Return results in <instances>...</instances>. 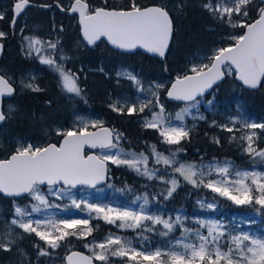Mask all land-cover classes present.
Segmentation results:
<instances>
[{
    "label": "snow or ice",
    "instance_id": "snow-or-ice-1",
    "mask_svg": "<svg viewBox=\"0 0 264 264\" xmlns=\"http://www.w3.org/2000/svg\"><path fill=\"white\" fill-rule=\"evenodd\" d=\"M29 3L30 0H17L14 5L13 25L16 16H19L29 6ZM251 3L252 0H215V2L206 0L202 6L214 18H218L222 22L226 20L230 26H239L245 31L243 34L230 37L234 40V44L220 47L208 56L209 63H204L202 60L199 63H193L189 69L190 74L185 73L175 78L171 87L167 89V96L173 100L183 101L185 106L176 112L174 117L171 114H165V108L160 104L157 92H152L154 103L153 100H147L139 105V112H144L146 108L152 111V117L145 121L144 127L156 129L164 143L179 145L182 140L189 137V130L182 123L185 116L190 115V110L197 108V105L200 104L198 97L203 96L205 91L221 80L226 73L231 74L234 69L236 77L251 88H256L261 77H264V0H261V5L258 7V18L253 22L248 23L246 20L233 22L234 16L245 18L249 16L248 5ZM69 10L79 13L82 36L88 45H94L101 37H105L111 45L118 49L132 50L139 47L160 57L165 56V50L169 46L172 34V20L164 6L141 7L136 3V0H131L127 8L96 7L93 9L90 8L86 0H74ZM3 18V14L0 13V19ZM4 36L5 33L0 31V38ZM25 39L28 40L30 52L39 53L41 51L36 47L41 44L40 40L28 37ZM48 48L55 51L57 43H49ZM60 59L64 60L67 57L61 54ZM40 62L49 65L59 74L60 86L65 92L76 96L81 95L82 90L77 84L78 78L70 70L65 69L63 64L51 57L44 56L40 57ZM129 79L139 84L134 76L129 75ZM26 87L32 88L34 91L40 90L33 87L32 84H27ZM163 87L164 85L161 84L155 85L156 89ZM140 90L143 91V88L141 87ZM12 92L13 87L8 80L0 76V96L10 95ZM211 103L209 101V104ZM111 107L113 111H123V108H118L115 105ZM155 107H159V112L153 110ZM135 111H137L135 106L127 108L129 114ZM199 118L203 119L202 116ZM5 119V115L0 112V121ZM173 120L181 123L174 124ZM233 123H235V118ZM91 126L97 128L99 125L93 122ZM221 127L226 128L229 132L232 131L226 125ZM245 127L264 130V123H248ZM57 135L63 137L59 145L20 146L10 155V158L0 160V193L9 197H20L27 194L37 202L31 206V212L14 203V216L10 224L6 225L7 231H0V248L5 251L10 250L18 236L12 226L22 230V233L19 234L21 237L24 233H34L50 249L58 248L60 242L69 236L83 237L91 233L92 229L88 227L89 221L86 219H31L32 213H40L42 207L52 206L42 191V185L46 184L48 194L56 195L57 198L70 195L69 189L75 188L77 185L95 187L105 179L107 161L117 165H127L137 173L147 176L148 179H153L157 175L156 170H150L147 167L148 156L143 152L139 154L125 153L123 149H119L120 134H116L115 142H113V133L107 128H100V131H88V124L85 123L83 127L75 130H57ZM255 135L256 133L252 132L242 138L248 142L244 150L254 158L259 157L264 161V149L257 150L253 147ZM216 142L219 143L218 140ZM85 145L91 148L99 146L109 149V152L103 157L89 155L85 158L82 154ZM114 148L118 150L112 153L110 150ZM152 156L155 157L156 163L173 167L175 173H179L185 181L194 187L202 185L236 204L255 203L264 209V172L238 170L234 173V178L229 179L230 166L227 164L225 166L201 165L199 170L193 164H180L178 167H174L177 162L158 152L155 146H152ZM141 165H144L143 169L140 167ZM204 167H207L208 171H204ZM213 172L217 173L221 179L209 180L205 183V178ZM246 181H250V184ZM165 183L171 184L167 190V196H165L167 199L178 187V179L173 177ZM61 184L65 187H58ZM72 204L78 209L83 204L90 211L103 214L102 218L109 224H116L119 221L120 223L117 225L119 228H143L144 231L153 232L157 230L156 225H162L165 231H160V235L168 236L176 226H179L185 234L184 239H178L174 243L170 242L167 245V250L157 248L152 252L137 251L130 247L129 241L119 236H109L104 242L95 245L100 251L94 253V259L101 262L108 261L109 255H111L127 256L129 260L133 261L139 258L146 264H264V234L256 235L242 231L239 234L230 235L217 221L197 220L199 228L207 229V235H204L199 229L193 231L184 227L179 214L175 220H172L146 213L147 198H144V203L140 205L139 211L101 207L76 199H72ZM207 207L211 208L213 205L207 204ZM26 217H28L27 220ZM144 221H151L152 227L145 225ZM249 223H254V221L250 220ZM80 226H83L84 232L78 231ZM42 228L46 230H40ZM189 233L191 236L187 235ZM226 235L229 236V239L225 245L227 251H224L221 245ZM191 237H195L199 243L192 242ZM180 248L183 251H179ZM38 254L48 256L50 253L46 248H38ZM163 257H167V259ZM67 261L68 264H92V258L81 256L77 252L69 255Z\"/></svg>",
    "mask_w": 264,
    "mask_h": 264
},
{
    "label": "trees",
    "instance_id": "trees-1",
    "mask_svg": "<svg viewBox=\"0 0 264 264\" xmlns=\"http://www.w3.org/2000/svg\"><path fill=\"white\" fill-rule=\"evenodd\" d=\"M31 1L48 4L52 0ZM56 1L60 6H65L66 0ZM15 2L17 0H0V12L4 16L0 19V31L5 33V36L0 38L4 46L0 58V74L14 87L12 97L3 101V113L6 119L0 125V159L7 158L15 151V140L19 138L35 142L39 145L38 147L50 142L58 143L61 136L57 135L55 129L57 127L71 129L73 113L86 110L88 104L93 110H103L108 118H113L108 125L111 124L110 126L115 128L116 133L120 134L121 139L118 145L120 149H123L125 153L143 152L149 157L148 166L156 172L158 170L153 179H146L127 165H117L108 161L110 172L106 186L110 185L117 190L124 191L131 197L143 196L150 200H159V213L164 219L167 216L172 218L176 210L182 209L185 225L192 228L196 224L194 218L204 213L199 201L205 198L216 201V206L224 219L230 220L231 215H234L239 221H248L246 226L252 230L263 231L264 209H261L259 205L255 203L235 205L226 197L202 185L194 187L174 171L172 174L178 177L179 185L170 197L164 199L157 191L155 184L160 181L159 177L167 175V169L172 170V167L154 162L152 146L180 164L195 165L210 160L226 159L237 167H251L248 154L243 152L244 140L240 136V129L233 128L229 132L221 126L226 125L230 128L228 118L235 113L247 120L264 123V79L257 89L247 90L235 80L234 72L226 73L224 80L212 90L211 94L203 97L208 99L212 96L218 104L217 111L207 112L204 119L189 129V137L182 140L179 145H168L163 142L156 129H140L139 125H116L122 119L126 120L129 115L125 111H113L109 98L111 94H116L119 88L131 93L132 88L129 83L125 84L122 80L105 77L104 74L95 72L78 73V68L86 69V66L92 64L90 63L92 60L100 59V54L96 56L89 52L91 48L80 45L82 40L75 15L61 13L59 9L51 15L49 11L41 7L27 8L16 18L15 24L11 27L12 6ZM87 2L93 9L96 7L127 8L131 0H87ZM205 2L206 0H136L141 7L164 6L172 20V39L164 60L148 55H138L137 60L140 63L135 61V64L143 63L145 70L143 75L148 82L165 79V86L161 89L164 101H166L165 90L171 79L174 76L189 73L191 57L207 53L213 47L220 48L233 44L234 40L226 36L240 35L243 32V28L239 26L232 27L226 20L222 22L214 18L209 11L203 8L202 5ZM260 5L261 0H252V3L248 5L249 16L242 17L241 20L247 22L253 20L258 14ZM25 37H34L47 44L44 48L46 53L41 51L35 56L25 55L21 43V39ZM49 43H57V49L54 51L48 48ZM100 43L105 42L101 40L96 46V51L106 53L105 50L108 47ZM61 54L67 59L61 60ZM41 56L55 59L63 64L65 69L74 73L82 90L81 95L75 98L67 97L58 82L57 72L49 65L39 63ZM107 58H114V56L107 54ZM207 63H209L208 59ZM30 68L37 71L33 87L40 89L39 91H34L19 82L20 75ZM169 106L174 108L180 105L169 103ZM260 135L264 136V130H260ZM217 140L219 143L216 142ZM28 199L30 197L26 195L19 200L25 203ZM12 202L14 201L0 195V213L7 220L14 215ZM251 211L257 213L259 218L257 223H249L253 218L249 215ZM244 215L247 216L244 217ZM7 220L2 222L0 230L7 228ZM119 223L117 221L116 224H109L102 220H92L88 224V227L92 229L90 234L83 237L69 236L61 241L56 249L48 248L46 243L34 233H24L21 237L19 234L22 230L12 226L19 235L16 242L21 247H18V252L15 248L0 251V261H9L11 264H18L19 260L23 264H65L63 257L72 249L82 250L94 257L95 244L104 242L110 234H119L130 239L133 246L140 250L167 247L170 242L173 243L175 234H182V232H171L168 236H161L160 231H165L162 225H156L157 230L149 232L144 231L143 228H119L117 226ZM143 223L152 227L151 221ZM78 231L84 232L85 229L80 226ZM38 248H46L50 254L40 256ZM110 259L115 264H124L122 259L113 258V256ZM95 262L99 264L97 260Z\"/></svg>",
    "mask_w": 264,
    "mask_h": 264
},
{
    "label": "rangeland",
    "instance_id": "rangeland-1",
    "mask_svg": "<svg viewBox=\"0 0 264 264\" xmlns=\"http://www.w3.org/2000/svg\"><path fill=\"white\" fill-rule=\"evenodd\" d=\"M69 1H73V0H69ZM215 2V1H214ZM242 17H233V22L236 23L238 20H241ZM233 35L229 34L226 37L230 38ZM30 38V37H28ZM33 39H35L34 37H32ZM21 43L23 46V50L25 51V55L29 56H35L37 54H39L41 51L45 54V46L47 44L41 42V44L37 45L36 47L40 48L41 51L38 53L36 51H31L29 50V45H28V40H26L25 38L21 39ZM219 47H213L209 52L207 53H202V54H197L193 57L190 58V62H189V66L191 67L193 63H199L201 60L204 63H207V57L210 56L216 49H218ZM40 61V60H39ZM41 63V62H39ZM42 64V63H41ZM42 65H47V64H42ZM37 75V71L35 69H27L26 71H24L20 77H19V82L26 86L27 84H32L34 86V81H35V77ZM58 75V82L60 84V77L59 74ZM137 80V79H136ZM78 84V82H77ZM156 84H161L165 86V81L164 82H155L152 85H145L143 87V89L148 90L150 93H145V91H141V84L139 81V84L135 86V94L132 95L131 93H124L123 95H121L120 97H116L114 100V105H119L120 103L123 105H135L137 104L138 106L141 103H145L147 100H153L154 101V97L152 96V92H157L159 95V102L161 105L162 104V100L160 99L161 94H160V90L162 88L156 89L155 85ZM79 86V85H78ZM62 88V87H61ZM63 89V88H62ZM67 97L69 98H75L77 97L75 94L72 93H67L65 92ZM211 94V93H210ZM209 95V94H208ZM200 100V104L197 105V108L191 109V114L185 116L184 121L182 122L183 125L189 130L192 126L196 125L198 123V121L202 120L199 117H203V119L207 116L206 113L210 112H216L218 109V104L214 101V98L211 96L208 99H204L203 97L199 99ZM209 101H211L212 103L209 104ZM126 103V104H125ZM185 104H182L178 107H174V108H170V109H165V114H171L173 117L175 116V113L180 111V109L182 107H184ZM156 112H159V107H155L153 109ZM145 112L148 113L145 115L146 120H150L152 117V111L149 110V108L145 109ZM235 118V123H233V119ZM228 122L230 123V128L233 129H237L240 132V136L246 137L247 135H249L252 132H255L256 135L253 137V147H255L257 150L260 149H264V136L260 135V130L261 129H248L247 127H245L246 124L248 123H258L254 120H247L244 117H241L240 115L232 114L229 116L228 118ZM95 119L92 117V115L90 114V112L87 111H76L73 113V122H72V128L71 129H58V130H74V128H80L83 127L85 123L87 124H92L93 121ZM174 124L179 125L181 122L175 121L173 120ZM89 127V125H88ZM159 133V132H158ZM162 138V137H161ZM163 140V139H162ZM244 140V148H243V152L245 154H248L250 160H251V167H237L235 165H233L229 160L226 159H220V160H210V161H206V162H201L198 164H195L199 170L201 165L207 166L209 164H214V165H219V166H225L226 164L229 165V179H233L234 178V173L236 171H258V172H264V161H262L259 157L254 158L252 155H250L249 153H247L244 149L247 147V140ZM15 144H16V148L20 147V146H28V145H33L35 147H38L39 145L35 142H31V141H25V140H20V139H16L15 140ZM118 148L120 149V147L118 146ZM118 149L114 148L111 149L110 151L112 153L117 152ZM109 152V149H105L103 151H100L99 154L103 157L106 153ZM132 153H136V152H132ZM139 154V153H136ZM163 154V153H162ZM164 155V154H163ZM166 157H169L170 159H172L169 155H164ZM153 160L155 162V157L153 156ZM175 160V159H174ZM176 161V160H175ZM111 162V161H109ZM177 162V161H176ZM163 164V163H162ZM164 165V164H163ZM180 165L179 162H177L174 167H178ZM167 166V165H164ZM142 169L144 167V165L140 166ZM147 167L151 169V167L148 166L147 163ZM171 168V167H170ZM204 171H208L207 167L203 168ZM173 167L172 170L171 169H167V175L162 176L163 179H161V177H159L160 181L157 182L156 188L157 191L162 195V197L165 199V196H167V190L171 187L170 183H165V181H170L173 177H176L178 179L177 176H175L174 174H172ZM158 172V170H157ZM156 172V173H157ZM144 178L148 179L147 176L142 175ZM221 179V177L213 172L210 176H207L205 178V183H207L209 180L215 181V180H219ZM246 183L250 184V181H246ZM178 185H179V179H178ZM60 187V186H58ZM254 187V186H253ZM62 188V187H61ZM209 189V188H208ZM43 193L46 194V199L48 200L49 204L52 205L51 207L48 208H43L41 209L40 213H32L31 215V219L36 220V219H40V220H46V219H54V220H60V219H86L89 221V224L92 220L97 221V220H102L104 222H106L103 218L102 215L103 214H97L94 211H90L88 208H85L83 204H81V207L78 209L76 207L73 206L72 204V199H76L77 201H86L89 204H95L101 207H111V208H117V209H124L127 208L129 210L132 211H139L140 210V205L144 203V198L147 197H143V196H128L126 195V193L124 191H120L117 190L116 188H113L112 186L108 185H103L101 187L98 188H92V189H69L70 195H65L62 198H57L56 195L53 194H48V188H46L45 190H42ZM235 194V193H234ZM227 198V197H226ZM148 199V198H147ZM228 199V198H227ZM233 204L235 205H242V204H236L234 203L232 200H230ZM159 200H150L148 199V204L145 207V212L151 215H159L161 216V214L159 213V204H158ZM200 204L202 207V209L204 210V213H202L199 216H196L194 218L195 223L197 220H211V221H217L219 223H221L224 226V229L227 231V233H229L230 235H236L239 234L240 232H250L256 235H261L262 233H264V226L262 227L263 231H258V230H252L250 227L246 226V223H248V221H239L238 219H236V217L234 215H231L230 220H226L223 218V215L219 212L220 210L218 209V207L216 206L217 203L214 200H208L205 198H202L200 201ZM37 202L32 200L31 197L30 199H28L25 203H16L17 205H19L21 208H27V210L29 212H31V206L33 204H36ZM207 204H212L213 207L208 208ZM204 205V206H202ZM13 207H14V203H13ZM217 209V210H216ZM180 215L182 220H183V226L189 229H192L193 231H195L196 229H199V231L201 233H203L204 235H207V229L206 228H199V225L196 223L194 224V227H189L186 226L184 221H185V216H184V212L182 209H178L176 210V212H174V216L171 218L170 216H167L165 219H169L171 218L172 220H175L177 215ZM249 215H251L252 221L256 222L258 221V215L256 212H249ZM14 216V215H13ZM13 216L11 217V219L13 218ZM247 215H244V217H246ZM257 217V218H256ZM17 219H19L18 217H16ZM163 218V217H162ZM26 220L28 219V217L25 218ZM11 221V220H10ZM177 230L173 231L176 233L182 232V234H175L174 239H173V243L178 240V239H184V235L183 234V229L179 226L175 227ZM174 228V229H175ZM40 230H46V229H40ZM1 231H7L6 229H3ZM188 236H191V233L187 234ZM109 236H119L122 239L129 241L130 242V247L137 250V251H145V252H152L155 251L157 248H161L163 250H167V247H157V248H153V249H149V250H140L136 247L133 246L132 242L130 241V239L124 238L123 236L119 235V234H110L108 235L105 239H107ZM192 242L194 243H199L198 240L195 239V237H191ZM229 239V236L226 235L223 240H222V248L224 251H227V247L225 246L227 244V241ZM187 242V241H185ZM101 243V242H97L96 244ZM95 244V245H96ZM95 248L96 253L100 251V249ZM179 251H183L182 248L178 249ZM112 256L109 255V259L106 262H101L98 261L99 264H115L113 263V261L110 259ZM113 258H119L122 259V263L124 264H146V262H143L142 260H129L127 256L125 257H116L113 256ZM164 259H167V257H163Z\"/></svg>",
    "mask_w": 264,
    "mask_h": 264
},
{
    "label": "flooded vegetation",
    "instance_id": "flooded-vegetation-1",
    "mask_svg": "<svg viewBox=\"0 0 264 264\" xmlns=\"http://www.w3.org/2000/svg\"><path fill=\"white\" fill-rule=\"evenodd\" d=\"M71 2L72 1L66 0L65 6L62 7V6H60V4L56 0H52L48 4H40V3H37L36 1H31L30 0L29 6H27L21 12V14L24 13V11L27 8H38V7L44 8L45 10L49 11V13L51 15L55 12L56 9H59V11L61 13H67L66 11L69 8ZM86 2H87V0H86ZM14 4L12 6V13H13ZM71 15H75V14H71ZM12 26H13V24L11 23V27ZM100 44L102 46H104V47H108V49L105 50L106 53L110 54V55H113L114 58L108 59L107 58V54L105 52H97L96 51L97 50L96 46L99 45V42L96 45L92 46V47H88L83 42H81L80 45L82 47L91 48L92 51L90 50L89 51L90 53H93L96 56H98V54H100V59L99 58H97V59L95 58L94 60H92L90 62L92 64L89 65V66H86V69L78 68V73L79 74H87L88 72H95V73L104 74L105 77H111V78L118 79V80L122 79V81L124 83H129V86L132 88V91H131L132 95L135 94V86L138 85V84L135 83L132 79H129V75L134 76L137 79V81H140V84H141L142 88L145 85H152L155 82L160 83V82H164L165 81V79L164 80L157 79L158 81L148 82L144 78L143 73L145 72V70L143 69V67H144L143 63L139 65V64H135V61L140 63V61H138L137 58H139V56H141V55H146V54H144V53H142L140 51H135V52H132V53H124V52H120V51H117V50H114V49L110 48L106 43H100ZM144 61H146V60H144ZM90 66H93V67L90 68ZM143 91H145V93H150L148 90H145V89H143ZM129 92L130 91H127V90H124V89H119V91L116 94H114V95L111 94V98H109V104L111 106L114 105V100H115L116 97H120L124 93L128 94ZM160 94H161V90H160ZM160 99L162 100V104H163L164 108L165 109H170L169 103H171V102H168L167 100L164 101L162 99V95H161ZM174 104H176V103H174ZM176 105H182V104H176ZM115 106L118 107V108H123V111H125V113L127 115H129V117L126 120L122 119L121 122L120 123H116V125H139L140 129H147V130L151 129L152 130V128L144 127V123L146 121L145 115L148 114V113H146L145 111L144 112H139L138 111L139 106L137 104L134 105L137 108V111H135V112H133L131 114H129L127 112V108L129 106H133V105H131V104L130 105H123V104L120 103L119 105H115ZM175 107H178V106H175ZM85 111L90 112L92 117L95 119L93 122H96L99 126H102V125L110 126L111 125V124L108 125V122L112 121L113 118H108V115L105 114L103 110H100V109L99 110H93V108L90 107L87 104V107H86ZM88 125H89L88 129H92L93 128L91 126L92 124H88ZM110 127H112V126H110ZM58 129H62V128H58L57 127L55 129V131L57 132ZM112 129H114V140H113V142H115V136H116L117 133H116L115 128L112 127ZM19 139L20 140H25V139H22V138H19ZM25 141H28V140H25ZM98 152H100V151H98ZM46 188H48V187H45L43 189L45 190ZM19 199H21V198H19ZM19 199H11V200L14 201L12 203L16 202V203L21 204L22 202H20ZM5 220H7V219L5 217H3V215L0 213V228L2 226V222H5ZM10 220H11V217L8 218V220H7L8 224H10ZM3 229H1V230H3ZM6 230H7V228H6ZM5 242H7V241H5ZM18 247H21V245L16 242L15 244H13L10 247V249L11 248H15V249H17L16 252H18ZM0 251H5V250L3 248H0ZM17 263L18 264H23V262H21V260H19V262H17ZM0 264H11V263L9 261H5V262L0 261Z\"/></svg>",
    "mask_w": 264,
    "mask_h": 264
},
{
    "label": "water",
    "instance_id": "water-1",
    "mask_svg": "<svg viewBox=\"0 0 264 264\" xmlns=\"http://www.w3.org/2000/svg\"><path fill=\"white\" fill-rule=\"evenodd\" d=\"M74 2V0L71 2V3H73ZM15 5V4H14ZM71 5V4H70ZM151 6H157V5H148V6H144V7H151ZM70 6H69V8L67 9V14H75L76 15V17H77V25H78V28H79V34H80V37H81V40H82V42L86 45V46H88V47H92V46H94V45H96L98 42H100L101 40H103L110 48H112V49H114V50H117V51H120V52H124V53H132V52H135V51H140V52H142V53H144V54H146V55H148V56H151V57H154V58H156V59H159V60H164V58L166 57V55H167V52H168V49H169V47H170V43H171V39H172V34H171V36H170V39H169V46H168V48L165 50V56L164 57H160L159 55H157V54H154V53H149V52H147L146 50H144V49H142V48H139V47H137L136 49H132V50H122V49H118V48H116L115 46H113V45H111L108 41H107V39L105 38V37H101L100 38V40H98V41H96V43L94 44V45H88L87 44V42L86 41H84V39H83V36H82V32H81V25H80V17H79V13L77 12V13H73V12H71L70 10ZM15 15V12H14V7H13V16ZM20 15H21V13H20ZM19 15V16H20ZM170 16V15H169ZM18 16H16V18H17ZM171 18V17H170ZM256 18H258V14H257V16L253 19V20H251L250 22H248V23H251V22H253ZM173 29V28H172ZM245 31V29H243V32ZM243 32L241 33V34H243ZM234 44V43H233ZM3 48H4V46H3V42L0 40V58H1V56H2V52H3ZM233 72H234V69H233ZM188 74H190V72L188 73ZM180 75H182V74H180ZM0 76H3V75H1L0 74ZM4 77V76H3ZM177 76H174L172 79H171V81H170V83L168 84V86H167V88H166V91H165V98H166V100L168 101V102H171V103H176V104H184V102L183 101H177V100H173V99H171V98H169L168 96H167V89L168 88H170L171 87V83L175 80V78H176ZM5 78V77H4ZM224 78H225V76L221 79V80H219V81H217L215 84H213V86L211 87V88H209V89H207L206 91H205V93L203 94V96H200V97H198V99H200V98H202V97H204V96H206V95H208V94H210L211 93V91L219 84V83H221L223 80H224ZM234 78H235V80L244 88V89H247V90H254V89H257L261 84H262V82H263V79H264V77H261V80H260V82L258 83V85H257V87L256 88H251V87H248V86H246V85H244L243 84V82L242 81H240L237 77H236V75H235V73H234ZM6 79V78H5ZM7 80V79H6ZM9 82V81H8ZM9 84L13 87V85L9 82ZM13 93H14V87H13V92H12V94H5V95H3V96H0V112H2L3 113V101L5 100V99H8V98H11L12 97V95H13ZM4 114V113H3ZM5 121V120H4ZM4 121H0V125L4 122ZM100 128H107V129H109L112 133H113V140H114V129H112V127H110V126H106V125H102V126H98L97 128H92V129H88V131H100ZM62 139H63V137L61 136V138L59 139V141H58V143H53V142H50V143H47V144H45L44 146H42V147H46L48 144H57V145H59V143L62 141ZM100 150H104V148H100L99 146H97L96 148H91V147H89L88 145H85L84 146V148H83V155L85 156V158L87 157V156H89V155H93V156H98V157H102L100 154H98L97 152L98 151H100ZM11 155V154H10ZM10 155L7 157V158H10ZM7 158H2V159H7ZM2 159H0V160H2ZM106 173H105V179L103 180V181H101V182H99L95 187H90V186H87V185H77L75 188H71V189H81V188H83V189H92V188H98V187H101V186H103V185H105V183L107 182V179H108V175H109V172H110V169H109V164H108V161L106 162ZM58 186H61L62 188L63 187H65V186H63L62 184L61 185H58ZM45 187H48L46 184L45 185H42L41 186V188H45ZM0 195L2 196V197H4V198H9V199H19V198H22V197H24V196H26L27 194H24V195H22V196H20V197H9V196H6V195H4L3 193H0ZM73 252H77V253H79L81 256H86V257H90V258H92V264H96V262H95V260H94V257L92 256V255H90V254H88V253H86V252H84V251H82V250H79V249H72V250H70L69 252H67L65 255H64V263L65 264H68V261H67V257L69 256V255H71Z\"/></svg>",
    "mask_w": 264,
    "mask_h": 264
},
{
    "label": "bare ground",
    "instance_id": "bare-ground-1",
    "mask_svg": "<svg viewBox=\"0 0 264 264\" xmlns=\"http://www.w3.org/2000/svg\"><path fill=\"white\" fill-rule=\"evenodd\" d=\"M8 3V2H7ZM107 62V61H106ZM113 77V76H112ZM120 80H122V79H120ZM126 84V83H125ZM120 89V88H119Z\"/></svg>",
    "mask_w": 264,
    "mask_h": 264
}]
</instances>
